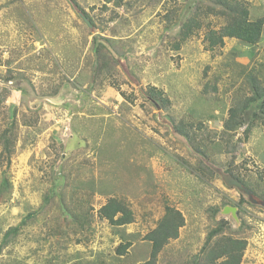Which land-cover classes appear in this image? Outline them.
<instances>
[{
	"label": "rangeland",
	"instance_id": "obj_1",
	"mask_svg": "<svg viewBox=\"0 0 264 264\" xmlns=\"http://www.w3.org/2000/svg\"><path fill=\"white\" fill-rule=\"evenodd\" d=\"M205 1L0 0V137L12 139L0 144V264H147L145 238L166 206L184 224L153 264H205L216 222L246 240L241 264H264V126L251 120L260 102L223 129L252 78L264 87V37L207 51L202 29L172 50ZM111 197L130 224L98 217Z\"/></svg>",
	"mask_w": 264,
	"mask_h": 264
},
{
	"label": "trees",
	"instance_id": "obj_2",
	"mask_svg": "<svg viewBox=\"0 0 264 264\" xmlns=\"http://www.w3.org/2000/svg\"><path fill=\"white\" fill-rule=\"evenodd\" d=\"M106 3H113L117 7L121 5L122 0H104ZM85 18L83 21L87 26H93L88 17L82 14ZM213 18L218 21L219 27L213 28V22L205 19ZM263 18L251 20L249 18V10L247 4L242 0H206L198 4L194 11L184 19L179 26L177 40L172 44V50L178 51L183 42L193 37L198 31L204 29L203 43L205 50L213 51L216 48H222L225 44V39L236 40L242 45L253 47L262 39ZM95 39V38H94ZM98 52V48H94ZM254 76V75H253ZM254 77H257L256 75ZM259 82L256 78H252L251 89L252 96L244 100L240 106L232 107L228 110V117L224 121L223 129L225 131H235L236 127L243 124L244 111L249 103H258L256 105L258 111H252V119L254 123L264 126V87L259 88ZM154 91V90H153ZM156 93V92H155ZM152 95H155L152 93ZM165 100H161L164 103ZM166 102V101H165ZM246 104V105H245ZM260 117H263L260 119ZM261 122H258V121ZM188 132H185L182 137L187 138ZM0 137V144L8 149L11 143V137ZM198 170H203L198 165ZM241 185L248 189L245 183L239 179ZM250 191V189H248ZM51 190L50 196L54 193ZM252 193V191H250ZM253 194V193H252ZM47 196H45V199ZM246 201L243 196H240V202L235 204L236 208H240L242 203ZM248 203V202H247ZM100 219L106 220L111 226L120 227L130 224L133 221L131 210L119 199L115 197L109 198L97 211ZM29 217V215H28ZM23 221L20 223L22 224ZM184 224L182 214L173 207L166 206L164 215L159 220L157 227L152 230L146 240L151 242L150 260L147 264H153L158 253L163 246L171 239H176L178 230ZM216 226L209 230L206 240L200 252L204 256L205 264H241L242 255L246 247V240L236 238L231 235H225L224 222H216ZM18 228V226H17ZM16 228V229H17ZM9 232L5 234L8 236ZM6 238V237H5ZM121 245L117 248V254H121Z\"/></svg>",
	"mask_w": 264,
	"mask_h": 264
},
{
	"label": "water",
	"instance_id": "obj_3",
	"mask_svg": "<svg viewBox=\"0 0 264 264\" xmlns=\"http://www.w3.org/2000/svg\"><path fill=\"white\" fill-rule=\"evenodd\" d=\"M221 177H222V180L225 183V185H227L229 187H233L238 192L245 194L252 204L257 203V201L255 199H253V197L251 196L250 192L246 188H244L238 180L234 179L230 175H225V174H222ZM258 204L264 208V202H258ZM223 211H224V213H230L232 216H235L236 209L230 208V207H225L223 209Z\"/></svg>",
	"mask_w": 264,
	"mask_h": 264
},
{
	"label": "crops",
	"instance_id": "obj_4",
	"mask_svg": "<svg viewBox=\"0 0 264 264\" xmlns=\"http://www.w3.org/2000/svg\"><path fill=\"white\" fill-rule=\"evenodd\" d=\"M248 2H247V8H248V10H249V15L251 14V9L253 8V9H255V8H258V9H261V8H263L264 9V0H247ZM262 11H264V10H262ZM251 17V16H250ZM258 18H263L264 19V14L262 15V16H256V17H254L253 19H251L252 21L253 20H256V19H258ZM263 27H264V23H263ZM263 32V31H262ZM262 37H264V36H262ZM232 40V39H231ZM261 42V41H260ZM259 42V43H260ZM259 43L257 44V45H255V46H253V47H257L258 45H259Z\"/></svg>",
	"mask_w": 264,
	"mask_h": 264
}]
</instances>
